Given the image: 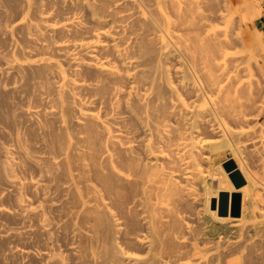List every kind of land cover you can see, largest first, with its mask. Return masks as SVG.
<instances>
[{"label":"rangeland","instance_id":"obj_1","mask_svg":"<svg viewBox=\"0 0 264 264\" xmlns=\"http://www.w3.org/2000/svg\"><path fill=\"white\" fill-rule=\"evenodd\" d=\"M263 18L264 0H0V228L36 229L30 264H264Z\"/></svg>","mask_w":264,"mask_h":264},{"label":"bare ground","instance_id":"obj_2","mask_svg":"<svg viewBox=\"0 0 264 264\" xmlns=\"http://www.w3.org/2000/svg\"><path fill=\"white\" fill-rule=\"evenodd\" d=\"M116 2L117 1H120V0H115ZM128 18H133V17H136V12H130V13H128L127 15H126ZM106 33V31L104 30L101 34L102 35H104ZM68 46H60V49H65V48H67ZM94 45L93 44H77V45H75V48H77V49H79V50H81V51H85V52H89V51H93V49H94ZM65 57H66V59L70 62V63H74V62H76V60H77V55H76V53H66L65 54ZM57 63L58 62H54L53 64L54 65H57ZM58 65H59V68H60V70H59V74L61 75V76H64L65 75V72H64V69L60 66V64L58 63ZM75 87H77V88H85L86 87V84L85 83H79V84H75L74 85ZM79 117L81 118V119H86V118H92V119H94V120H96V121H98V116L95 114V113H93V112H90V111H88V110H85V109H82V108H80L79 110ZM109 133L110 134H112V131H109ZM201 138V137H200ZM202 139H203V137H202ZM213 140V139H212ZM200 141H202L203 142V140H200ZM210 142V141H209ZM214 142V141H213ZM215 142H217V141H215ZM211 143V142H210ZM228 146V145H227ZM226 146V147H227ZM225 148V147H224ZM223 148V149H224ZM223 149L221 150V151H223ZM229 149V148H228ZM223 153V152H222ZM233 154V153H232ZM220 156H221V154H220ZM219 156V157H220ZM221 158V157H220ZM220 160V159H219ZM222 160H223V158H222ZM218 162H220V161H218ZM236 163H237V167H235V168H233V169H230L229 171L231 172V174H233V173H235L237 170H240L241 171V166H239V164H238V162H237V160H236ZM222 171L223 170H225V169H221ZM241 173L243 174V179H244V181L246 180L245 179V173H243L242 171H241ZM184 175H185V177L183 176V178H188V176H186V175H188V172H184ZM226 176H227V174H225ZM176 176L177 177H180V175H178V174H176ZM124 179H126V177L125 176H122ZM219 178V177H218ZM221 178V177H220ZM217 182V181H216ZM220 183V182H219ZM246 183V182H245ZM245 183L243 184V185H245ZM14 184V182L12 181V180H9L8 181V185L9 186H14L13 185ZM242 185V186H243ZM224 186V185H223ZM228 186V185H227ZM234 186V185H233ZM242 186H239V187H242ZM218 187H219V185H218ZM234 188V187H233ZM223 189H225V188H223ZM221 190V189H220ZM227 190V189H226ZM234 190V189H233ZM236 190V189H235ZM230 191H231V189H230ZM242 191H244V190H242ZM237 192V191H236ZM240 193V192H239ZM232 194H233V192H232ZM241 194V193H240ZM229 195V194H228ZM235 195H236V193H235ZM230 197V196H229ZM228 197V198H229ZM232 198V197H231ZM240 198H241V195H240ZM249 198V197H248ZM247 198V199H248ZM243 199V198H242ZM246 199V198H245ZM244 199V200H245ZM246 199V200H247ZM195 201H196V199H194ZM229 201V200H228ZM233 199H232V201H231V203H232V205H233ZM250 202V201H249ZM244 203H245V201H244ZM248 205V204H247ZM230 207V206H229ZM229 209H231V208H229ZM230 211V210H229ZM229 211H228V213H229ZM5 213V210L3 209H1L0 208V214H4ZM32 214H33V212H31ZM229 214H232L233 215V208H232V212L231 213H229ZM228 216V215H227ZM229 217H231V216H229ZM28 218L29 217H26V216H23V215H21V214H19L18 216H17V219H18V221L20 222V223H22V224H24L25 222H27V220H28ZM188 218V216L186 215V216H182L181 217V221H183L184 222V224H185V228L186 229H188L189 230V228L191 227V225L186 221V219ZM223 218V217H222ZM226 218V216L224 217V219ZM226 219H228V218H226ZM229 221V220H228ZM229 223V222H228ZM118 225L120 224V222H118L117 223ZM39 228L40 229H43V230H45L46 228H47V226L46 225H42V226H39ZM243 228H247V226L245 225V224H243ZM36 231V229H34V228H32V226L30 225V227L28 228L27 226H22L20 229H7V228H0V241H8V242H14V241H19V242H21V241H23V249H20V248H18L17 246L18 245H16L15 247H13L12 248V251H13V254H16L17 255V257H18V260H17V262L15 263V264H30L31 263V261H32V259H35V260H37V261H39V262H42V261H44L45 259H46V257H47V253L46 252H44V251H42V250H37V249H34L32 246H31V241L29 240V238H30V236L34 233ZM179 243L181 244V245H183V246H185L186 244H187V240H185V239H180V241H179ZM239 243V240L237 239H235L234 241H232L231 242V244H228V246L230 245H232V246H237V244ZM202 249V248H201ZM191 264H192V262H191Z\"/></svg>","mask_w":264,"mask_h":264},{"label":"water","instance_id":"obj_3","mask_svg":"<svg viewBox=\"0 0 264 264\" xmlns=\"http://www.w3.org/2000/svg\"><path fill=\"white\" fill-rule=\"evenodd\" d=\"M229 163H232V160L229 161ZM228 166V163L226 164V167ZM233 177V176H232ZM235 181V185L239 186L242 183V178H233ZM233 197V214H238L239 213V208H240V194L239 192ZM219 213H225L227 211V205H228V198H227V192L225 190H222L219 193Z\"/></svg>","mask_w":264,"mask_h":264},{"label":"trees","instance_id":"obj_4","mask_svg":"<svg viewBox=\"0 0 264 264\" xmlns=\"http://www.w3.org/2000/svg\"><path fill=\"white\" fill-rule=\"evenodd\" d=\"M263 20H264V18H263ZM262 28H263V31H264V25H263V27H262Z\"/></svg>","mask_w":264,"mask_h":264}]
</instances>
